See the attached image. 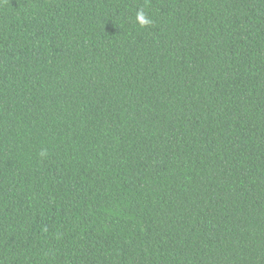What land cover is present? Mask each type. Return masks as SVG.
I'll list each match as a JSON object with an SVG mask.
<instances>
[{
  "label": "trees",
  "instance_id": "16d2710c",
  "mask_svg": "<svg viewBox=\"0 0 264 264\" xmlns=\"http://www.w3.org/2000/svg\"><path fill=\"white\" fill-rule=\"evenodd\" d=\"M0 264H264V0H0Z\"/></svg>",
  "mask_w": 264,
  "mask_h": 264
},
{
  "label": "clouds",
  "instance_id": "9594fccd",
  "mask_svg": "<svg viewBox=\"0 0 264 264\" xmlns=\"http://www.w3.org/2000/svg\"><path fill=\"white\" fill-rule=\"evenodd\" d=\"M136 22L141 26H148L153 23L152 19L149 18L145 11L143 9H138L136 12ZM41 155H44V153H41Z\"/></svg>",
  "mask_w": 264,
  "mask_h": 264
}]
</instances>
